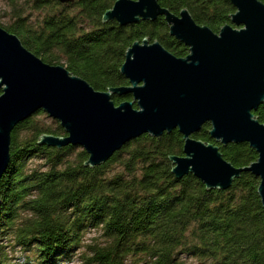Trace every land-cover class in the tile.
Here are the masks:
<instances>
[{
	"label": "trees",
	"instance_id": "1",
	"mask_svg": "<svg viewBox=\"0 0 264 264\" xmlns=\"http://www.w3.org/2000/svg\"><path fill=\"white\" fill-rule=\"evenodd\" d=\"M214 32L230 22V0H157ZM264 3V0H261ZM114 0H7L13 21L4 26L24 47L49 64L64 65L94 89L128 84L119 67L136 40H158L177 57L188 48L168 33L163 17L121 26L101 21ZM41 11L32 22L25 7ZM115 104L130 95L112 96ZM136 106V105H135ZM39 109L11 132L10 162L0 179V264H69L83 246L87 229L102 243L84 245L83 264H264V209L259 179L242 172L225 190H207L189 173L177 179L170 155H182L178 129L158 137L143 134L104 163L84 166L79 146L37 144L39 135L64 134L57 121L41 122ZM264 123V102L254 111ZM206 122L192 137L219 146L235 167L256 160L248 143L222 145ZM21 257L18 262L13 252Z\"/></svg>",
	"mask_w": 264,
	"mask_h": 264
},
{
	"label": "water",
	"instance_id": "2",
	"mask_svg": "<svg viewBox=\"0 0 264 264\" xmlns=\"http://www.w3.org/2000/svg\"><path fill=\"white\" fill-rule=\"evenodd\" d=\"M230 2L235 8L230 22L214 32L196 23L186 8L175 14L157 0H114L103 23L125 26L163 17L169 35L188 53L177 57L158 40H136L119 67L128 84L105 90L94 89L62 64L44 62L0 26V179L11 159L13 128L41 109L64 134L42 133L37 144L79 146L87 154L83 165L91 168L143 134L158 137L178 129L183 154L168 157L177 179L191 173L207 190H225L250 172L259 179L264 209V123L254 115L264 102V3ZM113 95L131 100L115 104ZM206 122L216 142H246L256 160L235 167L218 145L192 137Z\"/></svg>",
	"mask_w": 264,
	"mask_h": 264
},
{
	"label": "rangeland",
	"instance_id": "3",
	"mask_svg": "<svg viewBox=\"0 0 264 264\" xmlns=\"http://www.w3.org/2000/svg\"><path fill=\"white\" fill-rule=\"evenodd\" d=\"M7 0H0V26L3 28L4 26L10 24L13 21V17H11V9L7 5ZM25 14L29 15L30 20L33 22L39 21L43 17V13L41 11L28 9V4H26L25 7ZM62 65L65 64V60L62 58L60 59V63ZM41 122H43L45 125L52 126L54 119L50 118L46 113L41 115L40 117ZM104 240L102 239L100 232L96 229L89 228L87 229V232L83 236V243L82 245H88L93 243H102ZM81 247L75 257L73 258L72 262L69 264H83V257L86 254L85 253V247ZM21 253L18 251L13 252V258L18 262L19 258L21 257ZM183 264H196V261L194 259L190 258H184L181 257ZM128 264H136L135 261H130Z\"/></svg>",
	"mask_w": 264,
	"mask_h": 264
}]
</instances>
